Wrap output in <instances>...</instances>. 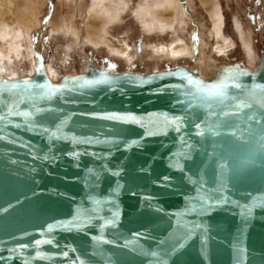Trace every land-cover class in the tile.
<instances>
[{"label":"water","instance_id":"1","mask_svg":"<svg viewBox=\"0 0 264 264\" xmlns=\"http://www.w3.org/2000/svg\"><path fill=\"white\" fill-rule=\"evenodd\" d=\"M188 77L240 87L197 104ZM111 113L135 120L102 118ZM0 116V264H264V53L252 69L237 62L208 77L87 59L54 82L38 65L0 76ZM176 116L179 131L164 124ZM185 225L199 227L187 235Z\"/></svg>","mask_w":264,"mask_h":264},{"label":"rangeland","instance_id":"2","mask_svg":"<svg viewBox=\"0 0 264 264\" xmlns=\"http://www.w3.org/2000/svg\"><path fill=\"white\" fill-rule=\"evenodd\" d=\"M41 1L43 6L39 16V26L32 31L29 37L32 47L31 58H33L35 67L40 64L47 69L50 66L58 74L54 80H57L60 75H74L86 71L87 59L92 60L96 67L116 72L148 73L176 66H188L197 72L202 70L203 75L208 77L217 68L226 64L242 62L252 69L258 63L260 54L264 53V0H217L224 18L223 36L233 43L232 46L230 45L231 47L224 50L223 54L215 50V38L210 34L211 23L199 1L184 0L185 5H183L187 8L189 17H186L185 29L178 31L177 34L186 43L189 52L174 58L161 56L152 47L157 46L156 44L168 45L174 38L171 31L145 33L140 28L138 17L134 13L139 0H127L126 7L121 12L119 19L108 27L109 37L118 43L126 41L128 44L127 55L121 57L110 55L103 45L94 47L81 38L84 33L89 0H59L63 28L61 31L52 33V36L50 35L49 21L52 7L56 6L58 0ZM186 1H189V4ZM16 2L19 8H24L27 5V0H17ZM235 17L242 25L244 36L250 39L254 54L251 62L247 61L238 34L234 29L233 19ZM69 21H71V29L79 32L80 39L74 38L71 31L65 29ZM200 38L205 43L202 48V50L204 49L202 51L204 52L202 53L203 61L196 59L197 50L193 45L195 43L198 47ZM200 61L202 63H199ZM27 62V59H23L15 65L25 69L28 67Z\"/></svg>","mask_w":264,"mask_h":264},{"label":"bare ground","instance_id":"3","mask_svg":"<svg viewBox=\"0 0 264 264\" xmlns=\"http://www.w3.org/2000/svg\"><path fill=\"white\" fill-rule=\"evenodd\" d=\"M16 1L17 0H0V76H5L9 79L24 77L34 72L35 66L33 65V58H31L32 47L29 37L32 31L39 26V16L43 6L41 0H27L26 7L19 8ZM198 1L209 17L212 28L210 34L215 38V50L223 54L224 50L231 47L233 43L223 36L224 32H222V27L224 18L219 3L217 0ZM89 2V6L86 9L84 33L81 38L94 47L101 45L105 46L110 55L117 57L127 55V42L122 41L123 43H118L108 36L109 25L119 19L121 12L124 11L126 7L127 0H89ZM183 2L184 0H139L135 7V11L133 10L135 16L138 17L140 28L145 33H164L169 30L174 34V38H172L168 45L156 44L157 46H152L155 48L154 51L161 56H170V58H174L183 54H188L189 52L186 43H184L177 34L178 31H183L185 29L186 17H189V12ZM59 3L58 0L56 6L54 5L52 7V14L49 21L51 36L53 35L52 33L59 30L61 31L63 28L61 26V8ZM186 3L189 4V1H186ZM233 24L245 52L246 59L251 62L254 54L250 39L244 36L242 25L236 17L233 19ZM71 27V21H69L65 29H69L74 38L80 39L79 32L71 29ZM199 42L198 47L195 43L193 45L197 50L195 54L196 59L202 60V53H204L202 52L204 50H202V48L205 46V43L201 38ZM23 59H27L28 61V67L25 69L16 66ZM199 63L202 62L200 61ZM46 71L49 78L55 82V76H58V74L53 71L50 66H48ZM201 71L198 70V73L200 76L205 77Z\"/></svg>","mask_w":264,"mask_h":264},{"label":"snow or ice","instance_id":"4","mask_svg":"<svg viewBox=\"0 0 264 264\" xmlns=\"http://www.w3.org/2000/svg\"><path fill=\"white\" fill-rule=\"evenodd\" d=\"M229 79L233 80V83L231 85H229L228 83L224 82V81H220V82H210V83H203L201 81H193L190 77L187 78V83L189 85H191L192 87L195 88V94H194V98L197 101V104H203V103H209L211 104V102L215 101L216 103H223L224 99L229 95V93L227 92V89L231 86V87H236L239 88L240 85L239 83H236L233 77H229ZM90 83V82H89ZM23 86L24 87H31V82L25 80L23 82ZM37 87L43 88L45 87L44 85H36ZM11 87L15 88V87H19V85L13 84L11 85ZM197 105H192L189 104L190 108H194ZM242 104H235L233 107L236 109L241 108ZM40 110L37 109V112H39ZM10 114L12 113V110H9ZM230 113L228 112H221V115L227 116ZM15 115L17 116H22V117H30L32 115V113L30 112H16ZM103 119L106 120H111V121H130V120H135V117L133 116H127V115H121V114H116V113H111V114H106L102 117ZM5 118L3 116H0V120H4ZM249 119H252V117H249ZM183 123V118L181 117H164V124L166 127H175L177 131L180 130L181 125ZM14 127H20V125H13ZM195 128L199 129L201 127V125L199 123L194 125ZM57 128H59V125H57ZM45 132L48 131V129H44ZM149 135H151V133H148ZM197 134H202V133H197ZM53 135H55V133H53ZM2 138V137H0ZM80 143H93L94 141L91 139H86L83 141H79ZM138 144V142H136ZM68 155L72 156V157H76L78 156L77 153H69ZM47 159H52L54 160L55 157H46ZM173 166H175V164H173ZM118 174V173H117ZM204 205H207V207H204ZM201 206L203 208L204 211H209L210 209L213 208V203L210 202L208 199H205L201 202ZM245 214H247V209H245ZM117 217V213L113 212V219L111 221H109V223H114L115 219ZM81 223H84V221H80ZM72 224H75L76 221H72ZM59 225H52L49 224L47 227V231L51 232L53 230L54 227H58ZM185 230H186V234L190 235L193 228L195 227H199V225H193L191 227H189L188 225H185ZM139 235V234H136ZM34 243L36 245H39L41 243H47V244H52L54 243V241L52 240H35ZM30 245L24 244V245H20L18 248H16L15 250L13 249H9V251H16V252H20L21 249L23 248H27ZM182 246V245H181ZM175 250V245L173 246V251ZM62 255L67 256L68 253L64 252L62 253ZM153 255H155V253H153ZM37 256L39 257V254H37Z\"/></svg>","mask_w":264,"mask_h":264}]
</instances>
